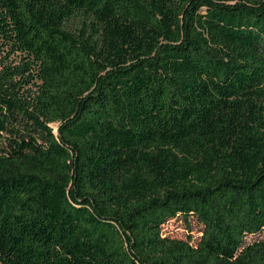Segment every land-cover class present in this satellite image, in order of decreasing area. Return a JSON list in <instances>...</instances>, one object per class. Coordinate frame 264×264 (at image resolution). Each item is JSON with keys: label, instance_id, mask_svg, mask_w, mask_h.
<instances>
[{"label": "trees", "instance_id": "obj_1", "mask_svg": "<svg viewBox=\"0 0 264 264\" xmlns=\"http://www.w3.org/2000/svg\"><path fill=\"white\" fill-rule=\"evenodd\" d=\"M3 52L0 264H264V0H0Z\"/></svg>", "mask_w": 264, "mask_h": 264}, {"label": "rangeland", "instance_id": "obj_2", "mask_svg": "<svg viewBox=\"0 0 264 264\" xmlns=\"http://www.w3.org/2000/svg\"><path fill=\"white\" fill-rule=\"evenodd\" d=\"M5 56V52L0 54V60ZM53 128H56V125H52ZM201 227L195 221H191L190 228H188L181 220L169 221L163 228V232L171 238L186 239L187 234L192 236L193 240L196 242L201 236ZM255 240H264V231L260 234L254 236L246 237V243L253 242Z\"/></svg>", "mask_w": 264, "mask_h": 264}]
</instances>
